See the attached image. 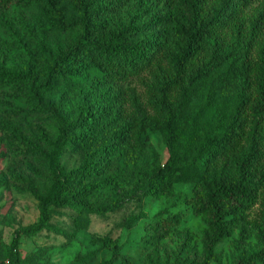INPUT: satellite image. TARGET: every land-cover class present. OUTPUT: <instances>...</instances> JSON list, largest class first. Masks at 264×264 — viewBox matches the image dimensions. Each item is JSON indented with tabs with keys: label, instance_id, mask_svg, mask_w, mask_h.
Returning <instances> with one entry per match:
<instances>
[{
	"label": "trees",
	"instance_id": "16d2710c",
	"mask_svg": "<svg viewBox=\"0 0 264 264\" xmlns=\"http://www.w3.org/2000/svg\"><path fill=\"white\" fill-rule=\"evenodd\" d=\"M15 9L39 10L35 37L56 38L57 48L47 40L43 58L33 47L36 68L28 74L0 70V89H25L34 78L43 94L64 90L83 104L59 118L48 176L28 189L39 220L18 230L8 264L19 259L21 235L62 231L51 223L61 210L120 211L121 204H90L86 195L99 190L93 179L109 167L107 158L144 154L151 133L165 136L169 156L139 166L149 179L144 191L162 196L177 183L194 184L204 249L212 254L238 233L236 245L255 240L256 248L232 264H264V0H0V12ZM0 49H14L4 29ZM147 74L143 100L136 84ZM65 152L78 156V167L61 164ZM179 221L168 214L164 233ZM118 261L126 258L115 241L112 257L99 264Z\"/></svg>",
	"mask_w": 264,
	"mask_h": 264
},
{
	"label": "rangeland",
	"instance_id": "374dc122",
	"mask_svg": "<svg viewBox=\"0 0 264 264\" xmlns=\"http://www.w3.org/2000/svg\"><path fill=\"white\" fill-rule=\"evenodd\" d=\"M38 14L39 10L29 9L0 12V29L14 44L11 52L0 49V70L5 74H28L36 68L32 58L36 45L43 58L49 50L47 40L53 49L57 48L56 38L42 41L35 37ZM131 16L136 15L132 12ZM55 54L51 51L50 60H44L43 71L55 61ZM150 78L147 74L136 84L143 100ZM82 104L81 97L64 90L51 96L43 94L34 78L25 89L17 84L0 89V264L9 263L18 230L39 220L38 202L28 189L42 186L48 176L46 156L61 133L60 116L65 111L77 114ZM8 122L12 129L6 128ZM145 142L144 154L116 153L107 158L109 167L93 179L99 183V190L86 195L90 204H121L120 211L106 215L79 214L74 209L57 212L51 223L62 231L21 235L16 264H99L112 257L115 241L126 258L116 264H232L248 256L256 248L255 240L240 247L235 243L238 233L218 245L212 254L204 249L207 226L194 212V184L177 183L162 196L144 191L149 179L138 173L139 166H149L155 156L163 162L169 156L161 133H151ZM61 164L74 169L80 163L78 156L65 152ZM168 214L180 221L164 233L161 226Z\"/></svg>",
	"mask_w": 264,
	"mask_h": 264
}]
</instances>
